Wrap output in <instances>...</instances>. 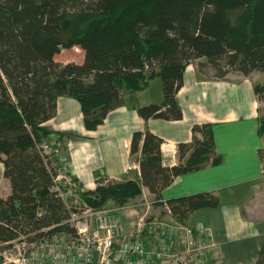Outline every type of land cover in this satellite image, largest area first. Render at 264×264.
Segmentation results:
<instances>
[{
	"label": "trees",
	"instance_id": "trees-1",
	"mask_svg": "<svg viewBox=\"0 0 264 264\" xmlns=\"http://www.w3.org/2000/svg\"><path fill=\"white\" fill-rule=\"evenodd\" d=\"M79 47L81 63L55 56ZM206 76L237 71L264 73V0H0V161L11 193L0 196V252L21 241L73 232L69 211L51 191L56 170L39 145L62 134L44 123L56 115L61 96L76 99L86 129L95 130L123 102V91L146 88L160 77L163 101L137 108L148 120H181L177 93L190 63ZM264 100V82L255 85ZM259 130L264 133V116ZM189 143H179V162L163 164V139L135 131L132 155L140 154V174L123 181L97 180L81 198L98 208L143 198L159 207L163 191L183 174L219 164L211 123L195 125ZM201 135V137L199 136ZM264 174V149L259 150ZM75 180V179H74ZM174 219L185 223L220 199L199 192L166 200ZM2 258V257H1ZM254 264H264V244Z\"/></svg>",
	"mask_w": 264,
	"mask_h": 264
},
{
	"label": "crops",
	"instance_id": "crops-1",
	"mask_svg": "<svg viewBox=\"0 0 264 264\" xmlns=\"http://www.w3.org/2000/svg\"><path fill=\"white\" fill-rule=\"evenodd\" d=\"M79 49L77 63L84 60V51ZM263 80L262 71L248 75L231 71L218 79L201 74L197 63H190L177 93L183 111L181 120H145L138 114V107L163 101L162 80L154 88L152 79L143 90L123 91L122 104L110 111L95 130L86 129L81 106L70 96L58 99L56 115L44 125L63 135L59 153L64 154L66 162L64 167L58 160L60 166L83 189L93 190L100 178L104 182L123 181L140 174V154L132 155L130 150L135 131L149 130L159 135L163 139V164L173 166L179 162V143L191 142L192 128L211 123L221 162L176 177L164 189L163 198L199 192L217 195L218 207L196 210L185 220V224L196 226L190 224L193 216L192 222L208 227L219 248L218 254H208L199 264H254L264 244V174L259 156V150L264 149V135L259 130L260 102L255 92V85ZM142 191L146 201L152 203L154 195L146 187ZM10 193L3 170L0 196ZM163 210L167 211V219L172 217L170 211Z\"/></svg>",
	"mask_w": 264,
	"mask_h": 264
},
{
	"label": "built area",
	"instance_id": "built-area-1",
	"mask_svg": "<svg viewBox=\"0 0 264 264\" xmlns=\"http://www.w3.org/2000/svg\"><path fill=\"white\" fill-rule=\"evenodd\" d=\"M52 138L39 148L53 161L56 175L51 191L69 211L67 223L74 231L57 232L32 242L24 237L13 241L18 247L15 264H199L208 254H218L206 226H190L173 217L163 220L141 216L128 231L115 209L91 207L81 198L77 181L55 162L60 142ZM159 201L170 211L164 198ZM4 258L2 263L9 264L11 260Z\"/></svg>",
	"mask_w": 264,
	"mask_h": 264
},
{
	"label": "rangeland",
	"instance_id": "rangeland-1",
	"mask_svg": "<svg viewBox=\"0 0 264 264\" xmlns=\"http://www.w3.org/2000/svg\"><path fill=\"white\" fill-rule=\"evenodd\" d=\"M79 52H80V49L78 47H73L71 49H63V50H61V52L59 54H57L55 56V59L59 62H62V63H67V62H71V61L79 62L80 61ZM195 63H198V61L197 62L195 61ZM153 80H154L153 81V87L157 88V86H159L161 84V79L155 78ZM263 82H264V80H263ZM153 87H151L152 88L151 90L154 91L155 89H153ZM259 102H260V112H261L260 118H262L264 116V100H261V101L259 100ZM263 135H264V133H263ZM75 143H77V142H75ZM70 148L73 149L72 147H70ZM74 149L78 150V145H75ZM59 150H60V148H59ZM59 152H58L57 156H55L56 157L55 162H57V164H59V161H61L62 165L65 167V163L63 164V162H66V160L64 159V154L62 155ZM3 170H4V166H3V163L0 161V180L3 177ZM103 184L106 185L107 181L103 182ZM96 185H97V183H96ZM145 203H146V199L143 197V198H139L137 200H131L124 205L113 204L112 201H109L108 204L106 203V206L115 209L114 213L119 218V221L121 222L123 227L128 231L132 230L131 228L133 227L135 222H137L141 216L158 218V219H163V220L167 219L165 217V215H166L165 213H167V211L163 210V206L156 207L153 204H150V206H148V204H145ZM91 207L96 208V209L98 208V207H95L93 205ZM192 218H193V216L190 219V224L196 223V224H193L196 226L201 224L200 222H197V221L192 222ZM196 219H197V216H196ZM131 222H132V225H130ZM17 244H19V242ZM5 256H7L11 260L9 264H15L14 260H16L18 258V247L14 246L12 244L11 246L7 247L6 249L4 248V250H1V252H0V264H3L2 262L5 260V258H4Z\"/></svg>",
	"mask_w": 264,
	"mask_h": 264
}]
</instances>
